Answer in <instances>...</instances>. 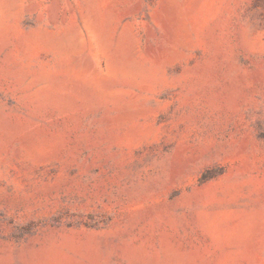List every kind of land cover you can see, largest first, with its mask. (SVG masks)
I'll return each mask as SVG.
<instances>
[{
  "label": "rangeland",
  "instance_id": "rangeland-1",
  "mask_svg": "<svg viewBox=\"0 0 264 264\" xmlns=\"http://www.w3.org/2000/svg\"><path fill=\"white\" fill-rule=\"evenodd\" d=\"M0 264H264V0H0Z\"/></svg>",
  "mask_w": 264,
  "mask_h": 264
}]
</instances>
